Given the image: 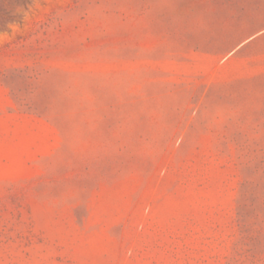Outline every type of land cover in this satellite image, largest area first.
<instances>
[{"label": "rangeland", "instance_id": "1", "mask_svg": "<svg viewBox=\"0 0 264 264\" xmlns=\"http://www.w3.org/2000/svg\"><path fill=\"white\" fill-rule=\"evenodd\" d=\"M0 264H264V0H0Z\"/></svg>", "mask_w": 264, "mask_h": 264}]
</instances>
